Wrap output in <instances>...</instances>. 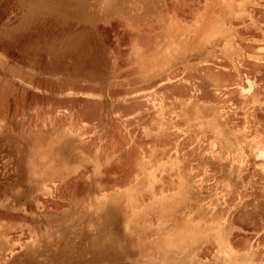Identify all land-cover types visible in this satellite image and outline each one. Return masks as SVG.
Wrapping results in <instances>:
<instances>
[{
    "label": "rangeland",
    "instance_id": "obj_1",
    "mask_svg": "<svg viewBox=\"0 0 264 264\" xmlns=\"http://www.w3.org/2000/svg\"><path fill=\"white\" fill-rule=\"evenodd\" d=\"M131 221L264 264V0H0V264H162Z\"/></svg>",
    "mask_w": 264,
    "mask_h": 264
},
{
    "label": "bare ground",
    "instance_id": "obj_2",
    "mask_svg": "<svg viewBox=\"0 0 264 264\" xmlns=\"http://www.w3.org/2000/svg\"><path fill=\"white\" fill-rule=\"evenodd\" d=\"M164 169H160V173H166L163 171ZM235 175V174H234ZM233 175V176H234ZM152 175L149 174V178ZM161 180H156V183H160ZM138 215L135 214L132 216V219L137 218ZM131 219V220H132ZM168 222V221H167ZM126 226L136 227L133 221L129 222ZM201 226V225H198ZM162 229L163 232L168 231L171 232L170 225L168 223H164L163 225L158 226ZM184 232H176L170 235L163 236L159 242V247L162 250H165V254H162V264H194L193 258L195 251L198 249V243L201 241V237H199V231H194L193 229L183 230ZM187 232V233H186ZM207 236L211 237L218 245L223 248L224 237L226 236L225 228L219 224L215 226H211L207 228ZM8 239H4L2 244L5 246H9L7 242ZM158 245V244H157ZM230 253V252H229ZM249 257V256H248ZM221 261L226 264H234L233 261L230 260V256H222ZM146 264H157L154 258H146ZM197 262V261H196Z\"/></svg>",
    "mask_w": 264,
    "mask_h": 264
},
{
    "label": "crops",
    "instance_id": "obj_3",
    "mask_svg": "<svg viewBox=\"0 0 264 264\" xmlns=\"http://www.w3.org/2000/svg\"><path fill=\"white\" fill-rule=\"evenodd\" d=\"M127 230H135V231H138L140 233V230H141V233H143L144 231H146L149 227L152 228L151 226H136V227H130V226H125ZM143 228V229H142ZM160 231L162 232L165 236V235H170L172 236V234L176 233H171V232H168V231H165L163 232L162 229L160 227H157V228H152V231ZM187 233V232H186ZM161 238L157 239V243H158V246H159V242ZM29 243V242H28ZM111 258L113 259V261L115 262L114 264L117 263L118 259H119V250L116 246V243L113 244L112 246V251H111Z\"/></svg>",
    "mask_w": 264,
    "mask_h": 264
}]
</instances>
